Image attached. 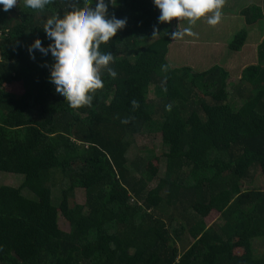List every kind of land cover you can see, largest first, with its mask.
Segmentation results:
<instances>
[{
	"label": "trees",
	"instance_id": "trees-1",
	"mask_svg": "<svg viewBox=\"0 0 264 264\" xmlns=\"http://www.w3.org/2000/svg\"><path fill=\"white\" fill-rule=\"evenodd\" d=\"M76 4L0 11V173L23 176L0 185V264H264V191L250 186L264 178V40L235 111L224 68L168 62L175 18L158 23L152 0H115L108 13L127 24L100 50L117 76L103 71L91 105L73 109L49 82L51 57L27 47L47 46L46 19ZM262 18L249 6L228 49ZM158 134V165L152 143L129 157L137 138Z\"/></svg>",
	"mask_w": 264,
	"mask_h": 264
},
{
	"label": "clouds",
	"instance_id": "clouds-1",
	"mask_svg": "<svg viewBox=\"0 0 264 264\" xmlns=\"http://www.w3.org/2000/svg\"><path fill=\"white\" fill-rule=\"evenodd\" d=\"M52 0H23L28 9L43 11ZM115 0H94V4L83 7L77 4L62 16L57 13L46 19L42 29L50 41L47 46L36 38L27 47L30 58L35 59V52L50 56L52 63L49 71V82L56 94L73 109L90 106L93 94L103 88L101 74L115 78L116 71L110 66L113 63L111 52H102L100 47L110 41L126 24V19L109 15V5ZM159 10L158 23H167L174 18L187 22L182 30L177 27L168 33L172 40L185 36H195L192 26L201 18H206L210 26L221 20V9L224 0H152ZM18 0H0V11L7 12L16 7ZM155 33V29H154ZM45 67H49L47 64ZM133 108L137 102L133 100ZM126 123L127 121H123Z\"/></svg>",
	"mask_w": 264,
	"mask_h": 264
},
{
	"label": "crops",
	"instance_id": "crops-1",
	"mask_svg": "<svg viewBox=\"0 0 264 264\" xmlns=\"http://www.w3.org/2000/svg\"><path fill=\"white\" fill-rule=\"evenodd\" d=\"M251 5L260 8L263 18L249 29L241 50L232 52L228 49V44L237 32L246 28V12ZM221 12V20L217 25L210 26L207 24L206 18H201L192 26V31L196 33L195 36H185L182 39L172 40L170 48L176 44L180 46L178 53L172 52L174 59H191L193 62L206 59L210 62L201 67L202 69L210 66L213 62L215 63L213 66L224 68L228 72L226 78L227 91L230 92L228 86H232L233 93L239 100L240 89L236 86H243L240 83L242 72L246 67L256 64L257 48L264 40V0H224ZM178 26L179 30H182L187 26V22L181 20ZM175 41H183V43H176ZM170 52L169 49L168 56ZM193 65L191 61H183L175 67H188L195 71L192 68ZM232 78L234 80L231 81ZM246 87L249 88V85L247 84ZM228 95L230 96L229 93Z\"/></svg>",
	"mask_w": 264,
	"mask_h": 264
},
{
	"label": "rangeland",
	"instance_id": "rangeland-1",
	"mask_svg": "<svg viewBox=\"0 0 264 264\" xmlns=\"http://www.w3.org/2000/svg\"><path fill=\"white\" fill-rule=\"evenodd\" d=\"M238 33V32H237ZM176 43H183V41H175ZM180 49V46L178 44L176 45H172V47L170 48L171 52L168 56V62L174 66L178 65V63H181L183 61H191L194 65H193V69H195L196 72H202L205 71L207 69H209L210 67H212L213 65H215V63L213 62L210 66L206 67V68H201L204 67L208 62H210L209 60L203 59L200 62H193V60H184V59H174L172 56V52L176 51L178 53ZM189 59V58H188ZM197 67V68H195ZM234 80L233 78L231 79V81ZM239 80V79H236ZM243 86H247L246 83L243 84ZM230 92V96L228 99V103H230L232 105V107L234 108V110H238L240 105L242 104L239 100H237V96L235 95V93H233V88L232 86H228ZM149 98L150 100L154 98V95L152 93L149 94ZM135 147H131L129 150V157L133 156V153L136 152V148L138 146L144 145V144H148V143H152V145L155 148V159L153 160V164L154 165H158V156H159V152L161 149V138H160V134H158L155 138H137V140L135 141ZM165 170V161L164 159H161L160 161V165H159V176L162 177L163 176V172ZM23 182V176L21 175H14V174H9V173H0V185H4V186H10V187H19ZM252 185H250L252 187V190H262L264 191V178L261 176H256L254 181L251 182ZM246 187V186H245ZM58 189V188H56ZM54 189V190H56ZM25 192H22V195L30 198V199H34V195L26 190H24ZM57 192H53V202L56 203V199H57ZM76 199L78 202H82L83 200V196L82 193H80L79 191L76 193ZM217 215L215 213H212L210 222H217L218 218L216 217ZM60 226L62 229H64L65 231H68L69 227L68 224L62 220H59ZM257 251L261 250V246L257 245Z\"/></svg>",
	"mask_w": 264,
	"mask_h": 264
}]
</instances>
